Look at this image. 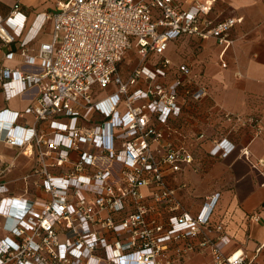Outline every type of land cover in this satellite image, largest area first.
I'll return each instance as SVG.
<instances>
[{
  "label": "built area",
  "instance_id": "2783aa9c",
  "mask_svg": "<svg viewBox=\"0 0 264 264\" xmlns=\"http://www.w3.org/2000/svg\"><path fill=\"white\" fill-rule=\"evenodd\" d=\"M215 1L57 0L36 15L32 36L21 0L0 16L3 59L20 62L0 67V87L6 100H29L21 112L0 111V142L35 155L22 180L39 177L43 191L16 196L0 182V264H175L196 248L209 249L213 264H248L240 250L227 252L224 225L212 221L219 193L195 215L176 196L206 136L183 134L175 122L188 104L206 105L210 92L201 68L174 64L165 52L180 37L213 40L225 67L240 19L212 23ZM48 20L50 42L31 44ZM129 53L137 64L124 76ZM219 111L225 134L262 133L261 117ZM26 114L41 130L16 125ZM236 150L254 170L263 166L225 137L207 153L225 159Z\"/></svg>",
  "mask_w": 264,
  "mask_h": 264
},
{
  "label": "crops",
  "instance_id": "0c3cea01",
  "mask_svg": "<svg viewBox=\"0 0 264 264\" xmlns=\"http://www.w3.org/2000/svg\"><path fill=\"white\" fill-rule=\"evenodd\" d=\"M56 1L21 0L22 12L28 15L27 28L32 27L30 36L36 30L37 22L32 24L36 15L52 12ZM13 3L14 0H0V16L5 17ZM207 18L212 23L229 18L240 19L229 32L233 43L224 54L225 67L221 66L218 58L220 48L213 40L180 37L171 42L165 52V56L174 64L185 61L203 70L210 92L207 105L214 106V109H206L199 116V126L184 114L186 130L193 128V125L198 126L197 132H204L206 141L194 160L195 171L185 169L179 178L187 183V189L178 190L176 194L180 196L177 198L182 210L195 215L205 198L219 193L212 221L224 225L225 233L230 238L227 252L240 250L246 254L248 264H264V186L261 185L264 164L256 166L257 170H254L240 157L239 150L225 159L210 157L207 153L212 139L225 137L239 148L246 147L252 164L259 159L264 162V0H216ZM50 39L51 22L48 20L31 44L49 43ZM11 47L17 51L14 45ZM19 64L18 61L4 60L3 52H0V67ZM28 103L26 97L6 100L0 87V111L9 109L21 112ZM219 110L261 117L262 133L255 137L253 130L245 128L238 133L225 134L223 125L221 127L214 113ZM16 125L36 127L38 130L43 127L42 122H35L29 114L18 117ZM6 133L4 131L2 134ZM36 166L34 154L27 155L0 142V171H3L0 182L6 183L14 195L24 194L26 188L27 197L43 196L39 177L32 176L26 184L22 180L24 176L31 175ZM21 189L23 193L19 192ZM253 214L258 215V221L250 220Z\"/></svg>",
  "mask_w": 264,
  "mask_h": 264
},
{
  "label": "rangeland",
  "instance_id": "374dc122",
  "mask_svg": "<svg viewBox=\"0 0 264 264\" xmlns=\"http://www.w3.org/2000/svg\"><path fill=\"white\" fill-rule=\"evenodd\" d=\"M56 45L57 46L59 45V41L56 43ZM171 56L174 57V55L172 53H171ZM136 64H137V62L135 60L134 54L133 53H129L127 58L121 63L120 71L125 76L126 73L128 72V70L130 68L136 66ZM108 91L109 92L113 91V87L109 88ZM20 183H21V185L23 184L22 181ZM22 188H23V185H22ZM30 188H33V187H30ZM19 192L23 193V190L19 191ZM18 196H20V195H18ZM176 196L178 198H180V196L178 194H176ZM165 217H166V214H164V218ZM3 223H4V218L0 217V237H4L5 236V234H3L2 230H1V227H2ZM181 245L182 244H177L176 247L181 246ZM175 264H213V261H212L211 255L209 253V249H207V248H204V249L196 248L194 252L190 253L185 258H180L179 260H175Z\"/></svg>",
  "mask_w": 264,
  "mask_h": 264
},
{
  "label": "trees",
  "instance_id": "16d2710c",
  "mask_svg": "<svg viewBox=\"0 0 264 264\" xmlns=\"http://www.w3.org/2000/svg\"><path fill=\"white\" fill-rule=\"evenodd\" d=\"M211 106L210 105H204V106H197V105H193V104H188V106H186L182 112L181 115L179 116V118L177 119V121L175 122V124L178 127H181V132L184 134H189L190 136H196L199 134V132H197L198 126H199V116L204 112V110L209 109ZM184 114L186 116V118L193 120L194 123H196L198 126L193 125V128H191L190 130H186L188 129L187 127L184 126L183 124V118H184ZM193 123V124H194ZM183 126V127H182Z\"/></svg>",
  "mask_w": 264,
  "mask_h": 264
}]
</instances>
